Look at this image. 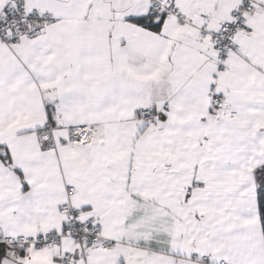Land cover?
<instances>
[{
    "label": "snow or ice",
    "instance_id": "snow-or-ice-1",
    "mask_svg": "<svg viewBox=\"0 0 264 264\" xmlns=\"http://www.w3.org/2000/svg\"><path fill=\"white\" fill-rule=\"evenodd\" d=\"M0 264H264V0H0Z\"/></svg>",
    "mask_w": 264,
    "mask_h": 264
}]
</instances>
